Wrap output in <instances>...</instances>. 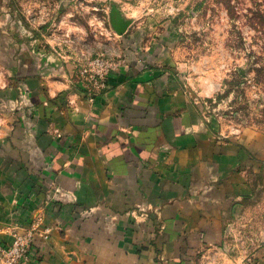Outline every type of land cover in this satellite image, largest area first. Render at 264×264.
<instances>
[{"label":"crops","instance_id":"1","mask_svg":"<svg viewBox=\"0 0 264 264\" xmlns=\"http://www.w3.org/2000/svg\"><path fill=\"white\" fill-rule=\"evenodd\" d=\"M144 28L93 99L75 59L18 53L0 31V243L39 220V264H264V132L221 131ZM259 215L260 246L240 255L232 229Z\"/></svg>","mask_w":264,"mask_h":264},{"label":"rangeland","instance_id":"2","mask_svg":"<svg viewBox=\"0 0 264 264\" xmlns=\"http://www.w3.org/2000/svg\"><path fill=\"white\" fill-rule=\"evenodd\" d=\"M114 13L129 22L122 34L113 25ZM142 25L148 27L142 44L153 49L164 44L169 54L172 49L171 59L154 65L170 68L175 82L221 131L264 132V0H0V31L14 37L18 53L57 48L76 60L77 71L102 53L121 60L115 69L123 66L125 46L135 44L121 39ZM261 222L262 215L241 217L240 227L232 229L234 251L245 256L260 246ZM43 229L39 225L36 237L49 239L40 234Z\"/></svg>","mask_w":264,"mask_h":264},{"label":"built area","instance_id":"3","mask_svg":"<svg viewBox=\"0 0 264 264\" xmlns=\"http://www.w3.org/2000/svg\"><path fill=\"white\" fill-rule=\"evenodd\" d=\"M121 63L117 57L102 53L90 62L82 65L77 71V83L83 92L93 99L107 87L108 76ZM39 224L32 223L23 233L14 231V239L10 245L0 243V260L3 264H36L38 256L35 252L34 241L38 233ZM51 228L45 227L40 234L49 237Z\"/></svg>","mask_w":264,"mask_h":264},{"label":"water","instance_id":"4","mask_svg":"<svg viewBox=\"0 0 264 264\" xmlns=\"http://www.w3.org/2000/svg\"><path fill=\"white\" fill-rule=\"evenodd\" d=\"M112 22L118 34H122L126 31L129 22L126 21L119 13L112 15Z\"/></svg>","mask_w":264,"mask_h":264}]
</instances>
